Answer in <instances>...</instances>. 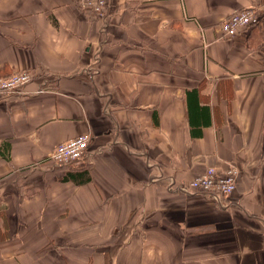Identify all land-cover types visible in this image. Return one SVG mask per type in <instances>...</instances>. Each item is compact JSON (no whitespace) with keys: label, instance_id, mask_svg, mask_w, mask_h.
Listing matches in <instances>:
<instances>
[{"label":"crops","instance_id":"crops-1","mask_svg":"<svg viewBox=\"0 0 264 264\" xmlns=\"http://www.w3.org/2000/svg\"><path fill=\"white\" fill-rule=\"evenodd\" d=\"M107 3L0 0V78L32 74L0 96V264H264V0ZM229 166L218 200L180 189Z\"/></svg>","mask_w":264,"mask_h":264},{"label":"built area","instance_id":"built-area-1","mask_svg":"<svg viewBox=\"0 0 264 264\" xmlns=\"http://www.w3.org/2000/svg\"><path fill=\"white\" fill-rule=\"evenodd\" d=\"M78 5L93 15H97L104 24L107 22V0H76ZM259 24V15L254 8L250 7L231 12L219 23L222 38H233L247 29ZM32 80V74L28 70L16 71L7 77L0 78V96L19 92L20 87ZM40 87L36 93L42 92ZM90 136L77 135L70 139L57 143L49 153V161L52 166L72 167L84 163L89 155L88 146ZM237 169L229 166L223 172L208 167L203 173L191 179L180 189L187 193H201L220 199L233 191L237 179Z\"/></svg>","mask_w":264,"mask_h":264},{"label":"trees","instance_id":"trees-1","mask_svg":"<svg viewBox=\"0 0 264 264\" xmlns=\"http://www.w3.org/2000/svg\"><path fill=\"white\" fill-rule=\"evenodd\" d=\"M83 172H86V171L85 170H79V171H75V172H68L66 174V177L63 178V180L68 179V178H72L74 176V174L75 175H80Z\"/></svg>","mask_w":264,"mask_h":264}]
</instances>
